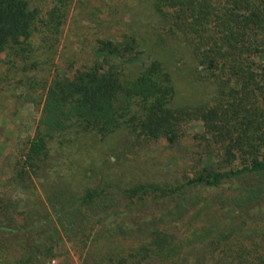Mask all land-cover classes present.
<instances>
[{
	"label": "trees",
	"instance_id": "16d2710c",
	"mask_svg": "<svg viewBox=\"0 0 264 264\" xmlns=\"http://www.w3.org/2000/svg\"><path fill=\"white\" fill-rule=\"evenodd\" d=\"M33 2L0 0V55L31 53L38 33L46 43L58 38L74 0H53L45 12ZM154 9L158 18L155 45L164 49L183 43L206 71L201 80L215 85L213 103L174 106V76L160 58L140 63L145 50L136 35L99 37L96 58L90 64L71 75L55 76L49 85L37 133L23 154L20 173L24 170L27 176L41 168L49 155L48 138L57 134L64 139L89 133L106 138L124 131L136 140L166 139L174 145L188 122L198 119L204 126L201 137L221 147L223 161L230 167L207 166L178 184L86 187L73 201L51 202L52 206L57 205L55 211L63 217L74 212L86 217L83 230L73 232L72 241L79 248L89 240L107 248L112 264H119L114 260L119 254L115 250L122 248L124 237L138 234L142 239L135 256L143 264H264V63L255 59L258 54L264 57V0H156ZM249 177L250 184L238 182ZM224 184L231 194L219 202V221L190 236L159 226L169 219L179 222L184 218L189 190ZM120 197L128 200L126 208L109 212L107 205ZM190 201L195 206L199 199ZM158 204L166 209L156 214ZM207 206L195 208L196 214ZM7 211L4 206L0 210V216L10 219L5 224L0 220L1 231L35 228L32 218L19 225ZM129 211L133 217L123 220ZM61 238L58 228L39 244L36 238H26L28 244L12 260L9 247L4 246L0 264H38L41 258L52 259ZM103 263L104 257L98 261ZM62 264L73 263L66 258Z\"/></svg>",
	"mask_w": 264,
	"mask_h": 264
},
{
	"label": "rangeland",
	"instance_id": "374dc122",
	"mask_svg": "<svg viewBox=\"0 0 264 264\" xmlns=\"http://www.w3.org/2000/svg\"><path fill=\"white\" fill-rule=\"evenodd\" d=\"M155 2L74 0L58 38L46 43L38 33L35 37L36 48L31 53L17 56L4 52L0 55V210H3V206L8 209L7 214L14 217L19 225L26 220L30 223L31 218L35 222V228L30 227L28 232L6 233L0 230V249L9 247L10 260L22 252L24 244H28L26 238H36L39 244L45 235L58 228L62 242L56 249L57 256L41 258L38 264H62L66 258L73 264H98L103 257V264H112L107 260V248L94 245L95 242L91 240L87 246L80 245L79 248L72 241L71 235L83 230L82 223L86 217L77 212L63 217L55 211L54 206L57 205L52 206V203L73 201L86 187L107 184L128 187L141 182L178 184L207 166L230 167L223 161L221 147L201 137L203 122L192 119L186 125L180 141L174 145L166 139L150 142L136 140V136L124 131H117L106 138L89 133L75 139H64L57 134L48 138L49 155L41 162V168L27 176L24 170L22 175L20 173L23 154L37 133L49 85L55 76L65 72L71 75L77 68L90 64L96 58L94 47L99 37L120 39L124 33L136 35L145 50L140 63L148 64L153 57L160 58L174 76V106L213 103L216 87L209 80H201L206 71L194 62L183 43L164 46V49L155 45L154 25L158 20ZM52 4L53 0L33 2L44 12ZM255 59L264 63V57L259 54ZM252 181L249 177L245 182H238L250 184ZM230 194L227 184L218 188L199 186L191 189L187 194L189 201L185 207L188 210L184 218L179 222L169 219L159 226L190 236L194 230L219 221L222 215V212L217 213L219 202ZM197 199L199 201L195 207L190 200ZM127 202L125 197H120L116 203L107 205L109 212L123 210ZM207 203L209 206L196 214L195 208ZM165 207L158 204L154 207V213L159 214ZM128 216L133 217L132 211L128 215L123 214V220H128ZM0 220L5 224L10 219L1 215ZM40 233L44 235L40 237ZM139 235L124 237L122 248L115 250L119 253L114 259L117 263H145L135 256L142 239ZM120 258L125 261L120 263Z\"/></svg>",
	"mask_w": 264,
	"mask_h": 264
}]
</instances>
